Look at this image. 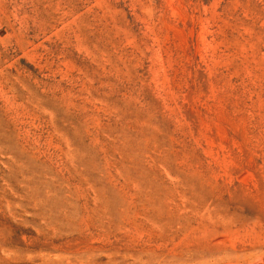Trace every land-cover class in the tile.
<instances>
[{
  "label": "rangeland",
  "instance_id": "1",
  "mask_svg": "<svg viewBox=\"0 0 264 264\" xmlns=\"http://www.w3.org/2000/svg\"><path fill=\"white\" fill-rule=\"evenodd\" d=\"M0 264H264V0H0Z\"/></svg>",
  "mask_w": 264,
  "mask_h": 264
}]
</instances>
